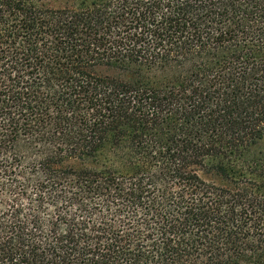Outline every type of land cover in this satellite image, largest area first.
Masks as SVG:
<instances>
[{
  "label": "trees",
  "instance_id": "obj_1",
  "mask_svg": "<svg viewBox=\"0 0 264 264\" xmlns=\"http://www.w3.org/2000/svg\"><path fill=\"white\" fill-rule=\"evenodd\" d=\"M263 141L264 0H0V264H264Z\"/></svg>",
  "mask_w": 264,
  "mask_h": 264
},
{
  "label": "rangeland",
  "instance_id": "obj_2",
  "mask_svg": "<svg viewBox=\"0 0 264 264\" xmlns=\"http://www.w3.org/2000/svg\"><path fill=\"white\" fill-rule=\"evenodd\" d=\"M264 147V141L261 142L260 146H258V148H263ZM208 180L210 181H215L216 183H219V181L217 179H215V177H208Z\"/></svg>",
  "mask_w": 264,
  "mask_h": 264
}]
</instances>
